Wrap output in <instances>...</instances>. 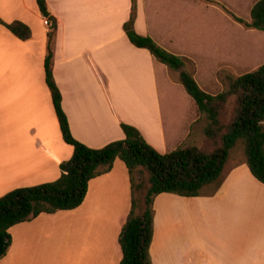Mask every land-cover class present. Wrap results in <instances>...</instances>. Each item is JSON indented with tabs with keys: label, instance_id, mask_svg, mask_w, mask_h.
I'll return each mask as SVG.
<instances>
[{
	"label": "crops",
	"instance_id": "0c3cea01",
	"mask_svg": "<svg viewBox=\"0 0 264 264\" xmlns=\"http://www.w3.org/2000/svg\"><path fill=\"white\" fill-rule=\"evenodd\" d=\"M201 1L220 10L218 0ZM47 7L58 26L54 77L75 139L103 148L125 138L122 123L137 128L160 154L192 137L203 139L204 116L194 100L181 94L179 77L174 80L166 67L157 72L149 50L133 45L125 33L132 0H47ZM227 14L244 32L238 42L213 30L191 48L188 0H137L135 30L185 59V69L201 88L217 95L230 78L264 64L258 63L264 33L247 26L251 16L242 23ZM0 18L22 21L32 30L23 41L0 24L1 197L56 181L74 149L63 140L46 83L50 28L37 0H0ZM131 207L129 172L116 160L110 172L89 183L77 209L13 226L0 264H121L119 238ZM154 207L153 264H264V184L247 164L232 166L213 197L164 193Z\"/></svg>",
	"mask_w": 264,
	"mask_h": 264
},
{
	"label": "trees",
	"instance_id": "16d2710c",
	"mask_svg": "<svg viewBox=\"0 0 264 264\" xmlns=\"http://www.w3.org/2000/svg\"><path fill=\"white\" fill-rule=\"evenodd\" d=\"M37 5L41 14L53 22L45 59L46 83L63 140L73 147L74 153L70 160L61 163V176L56 181L18 188L0 197V261L9 251V230L13 226L43 214L77 209L85 200L89 183L110 172L116 160L127 167L132 194L131 211L119 238L121 264H153L150 250L155 230L154 204L159 195L215 196L236 165L232 164L235 152L241 154L237 164H247L253 176L264 184V64L230 78L222 92L212 95L185 69V59L167 51L153 38L136 32L137 0H132L130 19L124 24L125 33L133 45L149 50L157 72L166 67L178 73L179 82L195 101L199 114L206 117V144L185 142L173 151L160 154L137 128L122 123L123 140L93 149L75 139L71 132L63 96L54 77L53 40L57 20L50 15L47 0H37ZM250 16L247 26L264 33V0L252 7ZM0 24L23 41L32 37L31 28L22 21L7 23L0 18Z\"/></svg>",
	"mask_w": 264,
	"mask_h": 264
},
{
	"label": "rangeland",
	"instance_id": "374dc122",
	"mask_svg": "<svg viewBox=\"0 0 264 264\" xmlns=\"http://www.w3.org/2000/svg\"><path fill=\"white\" fill-rule=\"evenodd\" d=\"M213 1L215 2V0ZM258 1L259 0H218L216 1V3H218L220 6V10H218L215 7L213 9L212 5L209 6L208 4L203 3L201 0H188L189 31L187 41L189 42V46L191 45V48H195L196 43L206 39L207 35H209L213 30H218L228 41L237 40L238 42V40L243 38L244 32L233 23V19L231 17L229 18L227 13L232 14V16L234 15L237 21L246 23L250 19L252 7ZM259 62L260 64L264 62V55L259 56L258 63ZM189 66L191 69H195L194 63L190 62ZM202 75L199 74L197 77L201 82H203ZM222 76L224 77V81L228 83L227 75L222 74ZM173 79L178 80V75L175 72H173ZM213 92H220L219 88L213 89ZM167 94V90L163 88L162 99L165 101L163 103L165 106L168 104V102L166 103ZM181 94L193 101V99L187 94L184 87L182 88ZM204 122L206 125V117H204ZM195 142L197 143L196 145L204 146L206 144L205 133H203V139H200L199 137H192L186 142V144H195ZM240 161L241 154L235 152L233 154L232 164H237Z\"/></svg>",
	"mask_w": 264,
	"mask_h": 264
},
{
	"label": "built area",
	"instance_id": "2783aa9c",
	"mask_svg": "<svg viewBox=\"0 0 264 264\" xmlns=\"http://www.w3.org/2000/svg\"><path fill=\"white\" fill-rule=\"evenodd\" d=\"M43 23L46 27L50 28V30L52 29L53 22L50 20L49 17H44Z\"/></svg>",
	"mask_w": 264,
	"mask_h": 264
}]
</instances>
